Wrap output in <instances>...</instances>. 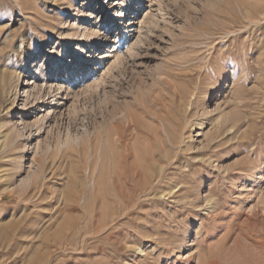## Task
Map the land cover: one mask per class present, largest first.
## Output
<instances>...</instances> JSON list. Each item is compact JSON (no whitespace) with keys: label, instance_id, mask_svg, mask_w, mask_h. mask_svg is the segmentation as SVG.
Returning a JSON list of instances; mask_svg holds the SVG:
<instances>
[{"label":"rangeland","instance_id":"rangeland-1","mask_svg":"<svg viewBox=\"0 0 264 264\" xmlns=\"http://www.w3.org/2000/svg\"><path fill=\"white\" fill-rule=\"evenodd\" d=\"M0 264H264V0H0Z\"/></svg>","mask_w":264,"mask_h":264},{"label":"bare ground","instance_id":"bare-ground-1","mask_svg":"<svg viewBox=\"0 0 264 264\" xmlns=\"http://www.w3.org/2000/svg\"><path fill=\"white\" fill-rule=\"evenodd\" d=\"M130 2V1H129ZM130 4V3H129ZM131 5V4H130ZM130 5H128L127 3L125 4V3H122L121 4V7H122V11L123 10H125L126 11V8L127 7H130ZM122 11H120L119 13L121 14V16H120V19H122L123 17H124V12H122ZM126 13V12H125ZM108 53H109V50L107 51V53H106V56H104L102 59H105V58H107L108 57ZM81 54H83V52H81ZM58 69V68H57ZM59 70V69H58ZM83 72V71H82ZM84 73V72H83ZM80 75H81V69L79 68H73V69H71V70H69L68 71V75L64 78V80H60L61 81V84H62V86L63 85H65L64 83H71V82H73V81H76V80H78L79 78H80ZM60 76V74L58 73V77ZM43 82H45L46 80H47V74L46 75H44V77H43ZM49 81V80H48ZM47 81V83H49ZM50 84V83H49ZM227 86V84L224 82V83H221L217 88H216V90H214L215 92H211V93H209V94H207L209 97L205 100V102L206 103H208V102H212L213 100H214V98H215V96L214 95H217L218 93H220L223 89H224V87H226ZM26 93H28V92H26ZM206 95V96H207ZM30 96V95H29ZM53 100V99H52ZM52 104V103H51ZM128 161V160H127Z\"/></svg>","mask_w":264,"mask_h":264}]
</instances>
